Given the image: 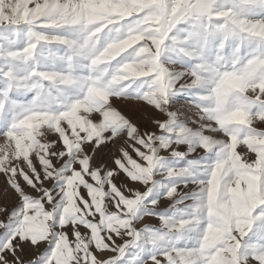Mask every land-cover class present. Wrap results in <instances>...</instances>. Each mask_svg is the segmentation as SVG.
Listing matches in <instances>:
<instances>
[{
    "label": "snow or ice",
    "instance_id": "obj_1",
    "mask_svg": "<svg viewBox=\"0 0 264 264\" xmlns=\"http://www.w3.org/2000/svg\"><path fill=\"white\" fill-rule=\"evenodd\" d=\"M0 264H264V0H0Z\"/></svg>",
    "mask_w": 264,
    "mask_h": 264
}]
</instances>
